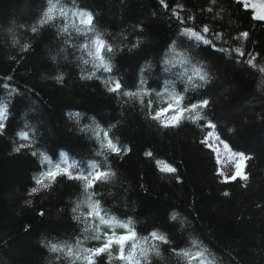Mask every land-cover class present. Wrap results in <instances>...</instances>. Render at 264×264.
Wrapping results in <instances>:
<instances>
[{
  "label": "trees",
  "instance_id": "trees-1",
  "mask_svg": "<svg viewBox=\"0 0 264 264\" xmlns=\"http://www.w3.org/2000/svg\"><path fill=\"white\" fill-rule=\"evenodd\" d=\"M166 2L170 7L182 5L181 15L197 17V28L207 23L227 36L248 32L247 40L230 43L264 54V22L254 20L253 10L238 6L235 0H216L214 5L211 0ZM60 3L65 8L75 5L91 11L96 31L114 48L123 49L112 60L113 78L119 77L128 90H136L140 69L150 65L144 78L153 92L145 101L151 100L153 111L169 102L167 94L157 95L165 91L164 81L168 80V91L182 95L185 105L209 99L210 106L203 112L217 128L203 126L207 121L191 120L166 128L147 115L139 100L125 103L126 98L109 93L103 82L109 74L101 71L98 78L81 79L82 71L87 75L92 70V63L83 64L85 59L91 61L80 48L88 37L75 32L71 13L67 21L70 36L60 33L64 21L58 14L56 21L33 34L31 26L47 8V0H0V104L8 106V129L0 135V264H84L82 250L103 242L84 232V223L72 219L78 215L83 220L88 212L79 182L61 179L49 190L27 195L41 162L32 151L51 160L50 165L45 161L44 167L75 163L77 168L88 169L91 162L103 163L104 157L96 155L101 151L95 138L97 125L110 129L121 146L131 149L122 157L109 155L108 163L117 175L97 188L102 207L120 220L131 218L140 236L158 229L171 241L167 245L156 242L160 254L152 252L150 264H197L174 253L173 248L193 255L207 249L210 255L206 261L212 264H264V105L254 101L264 73L234 63V53L181 45L177 21L159 0ZM209 7L212 13L206 11ZM66 39L70 42L65 43ZM14 40L19 43L14 44ZM137 40L142 41L141 46L129 51ZM174 40L176 53L168 58L176 64L165 72L161 60L168 52L166 46ZM25 43L32 49L21 59L19 49ZM183 57L191 63L181 65ZM258 63L264 65V59L258 58ZM193 65H203L211 78L203 87L194 88L187 83V76L178 75L185 69L191 75ZM58 75H63L62 83L54 79ZM8 76L13 79L7 81ZM194 82L203 83L198 79ZM4 83L18 88L19 93L9 96ZM69 113L80 114L79 125ZM84 125L90 126L86 132L80 131ZM21 131L29 132L33 147L16 153V143H26L17 136ZM209 131L220 135L233 151L251 157L245 166L247 180L222 183L217 177L215 158L201 144ZM148 151L152 157L145 155ZM164 164L176 167L177 173L162 172ZM224 192L229 195L224 196ZM29 199L31 204L26 202ZM77 203L80 208L73 214L71 209ZM173 212L179 213L175 221L170 219ZM51 243L66 247L63 252L51 253L45 246ZM69 247L72 256L67 255ZM111 252V261L105 254L96 258L97 264H122L116 259L118 247L113 246Z\"/></svg>",
  "mask_w": 264,
  "mask_h": 264
},
{
  "label": "snow or ice",
  "instance_id": "snow-or-ice-1",
  "mask_svg": "<svg viewBox=\"0 0 264 264\" xmlns=\"http://www.w3.org/2000/svg\"><path fill=\"white\" fill-rule=\"evenodd\" d=\"M48 6L43 11L37 23L31 26V32L37 34L38 31L46 25L52 24L57 20V14L59 18L64 21L63 27L60 29V33H68L69 36V25L67 23L69 19V13H71L72 18V27L75 29L77 34H83L88 37V42L80 45L81 50H86L87 55L91 57L90 60H83V64L87 65L92 63V70H90L87 75L81 74V79H93L97 77V72H103L109 74L107 78L103 81L107 91L115 96L124 99L125 103L130 101L139 100L140 104L143 106L147 115L151 117L152 120L160 122L164 127H178L182 121L191 120L193 123L207 121L203 126L209 129H216L217 125L208 119L207 115L203 110L208 109L210 106V100L206 98H201L196 102H190L187 105L183 103L184 97L174 90L169 92L168 85L171 81H164L163 93L158 92L157 95L167 94L169 96V102L167 106L160 107L153 111L151 100L145 101V97H148L152 94L153 89L148 87V80L144 78L146 76V68H150V65H146L145 68L140 69L141 79L138 81L136 90H128L126 85L122 82L119 77L113 78L114 65L112 63L113 58L116 55L117 51H123V49L114 48L113 45L107 43L101 36L99 32L96 31L94 27L95 17L91 11L80 9L73 6V8H65L60 0H47ZM211 3L214 5L216 0H211ZM235 3L240 6L242 5L245 9H248L249 3L248 0H235ZM160 6H162L165 11L171 13V17H174L177 21V27L179 31V37L181 45L187 44L191 48H200L201 45L207 46L216 50L220 53H226L232 55L233 53V62L240 64H247L252 69H258L259 72L264 73V65L258 63L259 59H264V54L254 53L251 51H246L242 46L233 47L231 42H243L248 39L249 33L246 31L240 32L237 36H227L222 31L215 30L214 27H210L209 24L204 23L202 26L197 28V17L180 13L183 11L182 5H176L175 7H170L166 0H159ZM257 5L253 4L252 9V18L254 20L264 22V0H260L259 11L256 10ZM208 13L213 12V8L209 7L206 9ZM76 20L79 23H76ZM9 31H12L9 29ZM142 31V29H141ZM89 33H92L93 36H89ZM186 38V39H185ZM14 44L19 43L18 41H13ZM69 40H65V43H69ZM142 41L137 40L136 43L131 45L132 49H137L141 46ZM177 41H172L170 45H167L168 52L164 53V57L161 60L162 65H164V71L169 72L171 69L169 65L175 66L176 61L170 59L169 54L176 53ZM32 49V45L25 43L20 46L21 59L29 53ZM105 53L110 55H105ZM13 59H16L13 57ZM53 60L56 59L55 56L52 57ZM179 63L181 65L190 64L191 59L188 57H183ZM159 73H157L158 75ZM180 77L187 76V83L192 85L194 88L203 87L204 84L210 82V76L204 70L203 65L192 66V74L188 75V70L185 69L184 72L178 74ZM7 81L13 79L12 76L5 78ZM58 83L63 82V75H58L54 77ZM198 79L203 82L202 84H196L194 81ZM159 86V80L156 81ZM3 88L8 90L9 96L13 94H18L19 90L16 87H12L10 83H4ZM8 115V106L7 104H0V135H4L8 129L7 121ZM70 118H75L77 125L80 124V114L79 113H69ZM27 127V125H26ZM90 129L89 125H84L80 128V131L86 132ZM95 131V138L100 142L101 151L97 152V156H103V163L100 162H91L88 169L77 168L75 163L68 164L64 166L60 163L55 164L54 167H44V162L48 161L49 165L51 160L44 154L38 153L37 151H32L31 155L36 157H41L40 166L38 169V175L33 177L34 186H32L27 195L33 197L37 195L42 190H49L51 187L58 183L61 179H68L71 181L79 182L83 190L85 199L82 201L83 204L87 205L88 212L84 219L81 220V216L73 215L72 219L80 221L85 224L84 232L90 233L93 239L103 240L99 247L94 249H83L82 250V259L84 264H97V257H102L107 254L109 261L113 259L111 249L113 246L118 247L119 254L116 257L122 264H150L149 256L152 252H155L156 255H159V244H170L171 241L168 235L160 232L158 229H153L148 232L147 235L140 236L137 234L134 222L131 218L127 220H120L116 216L109 214L101 205V200L98 198L100 193L97 188L99 185H103L106 182L114 179L116 177V172L112 170L110 164L108 163L109 155L122 157L131 151L128 147H123L118 140L114 139L110 135V129L105 130L97 125ZM231 131V130H230ZM101 133L103 134V139H101ZM214 133L212 131L208 132V135L201 140V144L206 146L210 152L213 154L216 161V175L221 179L222 183L234 182L238 178L241 180H247L248 176L243 171L245 163L247 160L251 159L250 156L246 155L243 152L233 151L230 145L221 138L220 135H215V142L217 145H222L225 151L231 152L232 156L238 158V162L235 165V172L230 176H225L219 168V157H220V148L213 147V144L210 142V138L213 137ZM20 141H25L26 143H16V146L13 148V151L20 153L24 149H30L33 147L31 143V137L29 132L21 131L17 133ZM63 155V154H62ZM146 156L152 157L153 153L148 151L145 153ZM66 163V162H65ZM161 162L157 161L159 165ZM162 172L175 175L177 173V168L169 164H164L160 169ZM178 180L179 177L176 176ZM224 196H228V192L223 193ZM28 204H31V199L26 201ZM80 208V203H77L75 207L71 209L72 213H77ZM41 215L44 213L41 212ZM81 215H84L83 213ZM179 213L173 212L170 216L172 221L177 220ZM98 221V223H97ZM103 228L111 229V231H103ZM116 228L124 229L123 233H117ZM156 242H159L156 243ZM48 247V250L51 253H60L64 251L66 245L51 243L45 245ZM172 251L178 255H182L185 258H188L190 261H196L197 264H212L211 261H206V257L210 255L207 249L197 250L193 255L192 252L188 250H180L177 252V249L173 248ZM68 256H72L73 252L71 248L68 249ZM78 259L81 257L78 256ZM57 259H60L57 257Z\"/></svg>",
  "mask_w": 264,
  "mask_h": 264
},
{
  "label": "rangeland",
  "instance_id": "rangeland-1",
  "mask_svg": "<svg viewBox=\"0 0 264 264\" xmlns=\"http://www.w3.org/2000/svg\"><path fill=\"white\" fill-rule=\"evenodd\" d=\"M248 3H249V7H248L249 9L253 10L252 5L255 4V5H257L256 10L259 11L260 0H248ZM258 94H259V96L254 101L255 102L256 101H261V102L263 101L262 105H264V83L259 84ZM252 103L249 105H253ZM210 142L213 144V147H219L220 148V157H219L220 170L223 172V174L225 176H230V175L234 174L235 165L238 162V158L233 157L231 152L225 151L223 149L222 145H217V143L215 142V134L213 135V137L210 138ZM245 166H246V163H245ZM245 166L243 169L244 172H245Z\"/></svg>",
  "mask_w": 264,
  "mask_h": 264
}]
</instances>
